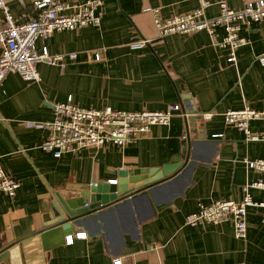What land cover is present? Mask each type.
Wrapping results in <instances>:
<instances>
[{"label": "crops", "instance_id": "0c3cea01", "mask_svg": "<svg viewBox=\"0 0 264 264\" xmlns=\"http://www.w3.org/2000/svg\"><path fill=\"white\" fill-rule=\"evenodd\" d=\"M6 1L19 21L34 14L32 0ZM248 1L256 0L227 3L240 9ZM101 2L99 26L59 30L37 40V49L47 46L50 54L63 55V64L38 62V82L8 73L0 86V167L19 182L13 197L0 193V251L7 248L0 264H112L114 257L121 264H264V207L247 208L245 237L235 236L230 220L185 221L198 205L239 201L245 185L264 180V173L245 162L264 158V140L247 139L223 117L245 106L264 109V67L256 60L264 53V24L242 27L246 43L228 63V49L214 42L223 37V27L214 37L204 30L159 36L147 10L156 8L167 18L203 6L204 16L212 18L218 14L215 0ZM138 40L145 45L131 48ZM69 95L81 107L164 110L179 103L181 109L168 124L152 125L147 137L123 147H86L55 158L40 146L47 130L34 124L50 121L53 104ZM206 112L208 119L202 116ZM248 128L262 133L264 120L253 119ZM188 154L185 168L146 195L70 228L72 241L67 234L44 248L33 235L58 213L53 207L58 198L82 196L79 204L90 184L117 183L119 170L148 169L145 177L156 176ZM249 193L264 201L263 189Z\"/></svg>", "mask_w": 264, "mask_h": 264}, {"label": "built area", "instance_id": "2783aa9c", "mask_svg": "<svg viewBox=\"0 0 264 264\" xmlns=\"http://www.w3.org/2000/svg\"><path fill=\"white\" fill-rule=\"evenodd\" d=\"M101 4V0L83 2L32 0L34 14L19 21L10 13L7 1L0 0V10L3 12V19L0 20V86L8 73H17L25 81L38 82L40 80L36 69L38 62L43 61L50 65L63 64V55L50 54L47 46L37 49V40L47 39L53 32L59 30H71L86 25L99 26L101 15L97 10ZM215 4L218 6V14L212 18L204 16L203 6L167 18H163L156 8L147 10L151 13L159 36L204 30L214 37L215 29L218 26L223 27V37L214 42L215 45L228 49L226 61L234 63L237 49L246 43V39L240 34L242 27L251 23L264 24V0L248 1L240 9L231 8L227 0H215ZM144 45V41L138 40L131 43L130 47L135 49ZM74 56V53L68 55L69 58ZM94 58L99 60V53H95ZM256 60L264 67V53L257 55ZM180 109L179 103L168 104L164 110L81 107L75 104L69 95L65 101L53 104V118L50 121L34 125L47 130L41 148L58 158L64 153H76L86 147H102L108 144L123 147L147 137L152 125L168 124L173 114ZM202 116L208 119L211 113H202ZM223 117L226 123L244 131L247 139L264 140V132L256 134L248 128L251 120H264V109L256 110L245 106L241 109L227 110ZM245 162L248 168L264 173V158L245 159ZM18 187L19 182L0 167V193L13 197ZM250 188L264 190V180H256L245 185L243 197L239 201L218 199L209 204L198 205L185 215V221L197 224L230 220L234 226L235 236L245 237L247 208L264 207V201H256L251 197ZM262 223L264 226V215ZM76 234L81 236L84 232ZM67 241H72L70 234L67 235ZM112 264H121V259L112 258Z\"/></svg>", "mask_w": 264, "mask_h": 264}, {"label": "water", "instance_id": "95a60500", "mask_svg": "<svg viewBox=\"0 0 264 264\" xmlns=\"http://www.w3.org/2000/svg\"><path fill=\"white\" fill-rule=\"evenodd\" d=\"M188 159L189 154L183 161L163 166L161 172L156 176L150 174V178L154 176L151 179L145 177V174L151 172L148 169L119 170L118 175L121 179H118L117 183L90 184L83 195L84 199L79 204L77 200L82 196L71 200L58 198L59 204L58 202L53 204L58 213L54 215L53 219L45 222L42 228L33 232V235L41 241L44 248L53 244V240H63L70 228L76 225L84 226L89 221L101 216L107 209L123 205L136 196L146 195L149 190L168 180L175 172L185 168ZM52 235L55 236L51 237ZM5 249L7 248L0 251V257L4 253L6 254Z\"/></svg>", "mask_w": 264, "mask_h": 264}]
</instances>
